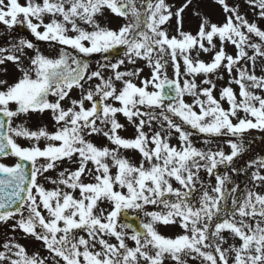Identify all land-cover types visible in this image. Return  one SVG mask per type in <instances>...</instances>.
Wrapping results in <instances>:
<instances>
[{"label": "snow or ice", "instance_id": "obj_1", "mask_svg": "<svg viewBox=\"0 0 264 264\" xmlns=\"http://www.w3.org/2000/svg\"><path fill=\"white\" fill-rule=\"evenodd\" d=\"M243 3L0 0V264H264V156L237 165L264 132V0Z\"/></svg>", "mask_w": 264, "mask_h": 264}, {"label": "rangeland", "instance_id": "obj_2", "mask_svg": "<svg viewBox=\"0 0 264 264\" xmlns=\"http://www.w3.org/2000/svg\"><path fill=\"white\" fill-rule=\"evenodd\" d=\"M21 2H23V0H21ZM211 8V0H208V5H207V10ZM203 10H204V7H203ZM189 15H191V13L189 12ZM252 15V14H251ZM253 16V15H252ZM212 18L213 20H215L214 18V15H212ZM252 19H254V17H252ZM120 23V20L117 19V18H112L110 20V26L112 27H115L117 26L118 24ZM197 21L195 19H193V22L191 24H185V27L186 28H195V25H196ZM18 34L19 35H27V34H23L21 32H19V29H18ZM34 39V38H33ZM38 47H40L43 51H45V53H47L49 51L48 47H47V44L45 42H39V41H34ZM231 51V49H229ZM205 59H207V57H204ZM101 59V56L99 54H95V57L93 59L90 60L91 64L93 67H95V62L97 60H100ZM147 72V70H146ZM225 107H227V104L224 105ZM241 115H243L241 113ZM46 118V120H45ZM43 121L46 123H48V118L47 117H44L43 118ZM31 123L33 122H40L42 123L41 119L38 118V117H34L31 121ZM29 122V123H30ZM29 127H34L32 125H28ZM49 130H53L50 126H49ZM224 138H220V141L222 142ZM244 139H245V142L247 143L248 141H251V144L248 145V150L243 154L242 157L244 158H240L238 161H237V165H243L248 159L250 158H255L257 156H264V132H260L258 130H250L249 132L245 133L244 134ZM23 142V141H22ZM197 146H202L198 141H197ZM214 146V145H213ZM224 146V149L226 152L229 151L227 145H223ZM137 159H139L138 157V154H137ZM6 162H9L11 163V160H7ZM222 171V169H221ZM234 179H237V182L238 183H241V185L243 184V180H244V177H239V178H236L234 177ZM131 212H133L132 210H129ZM6 231V226L4 225H0V242H2L3 240V234L4 232ZM174 231L176 230H167V231H164V228H161V232L165 235H173ZM11 234V233H9ZM23 242V241H22Z\"/></svg>", "mask_w": 264, "mask_h": 264}]
</instances>
